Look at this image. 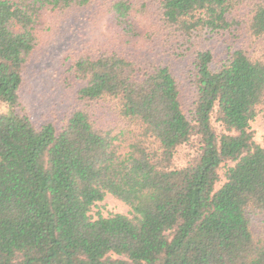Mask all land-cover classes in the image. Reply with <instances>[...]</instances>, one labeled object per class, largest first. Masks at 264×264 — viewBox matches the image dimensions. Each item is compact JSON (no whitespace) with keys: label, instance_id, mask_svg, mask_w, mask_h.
Segmentation results:
<instances>
[{"label":"trees","instance_id":"trees-1","mask_svg":"<svg viewBox=\"0 0 264 264\" xmlns=\"http://www.w3.org/2000/svg\"><path fill=\"white\" fill-rule=\"evenodd\" d=\"M83 11L116 32L68 54L83 106L38 126L27 67ZM243 25L264 41V0H0V264H264V44L202 47ZM107 195L130 215L94 217Z\"/></svg>","mask_w":264,"mask_h":264},{"label":"rangeland","instance_id":"rangeland-1","mask_svg":"<svg viewBox=\"0 0 264 264\" xmlns=\"http://www.w3.org/2000/svg\"><path fill=\"white\" fill-rule=\"evenodd\" d=\"M92 17V11H83L73 14L69 20H62L61 26L48 36L45 47L28 65L23 100L36 125L41 126L46 122H52L61 129L69 116L83 106L77 97V92L83 83L75 78L72 62L66 58L74 49L86 48L102 35L116 32L112 27H107L105 22H101L97 28H94L95 21ZM260 44H264V41L255 42L251 39L247 28L243 25L231 34L209 36L202 43V47L214 51L216 64H218L229 57L232 48L252 51L260 47ZM160 59L179 79L182 99L187 106L191 95L189 72L192 58L178 59L170 50ZM6 111L7 108L0 105V112ZM251 129L257 144L264 148V119L261 116L256 118L251 122ZM184 162L183 158L178 159V165H183ZM225 171L224 169L221 172L223 180ZM111 213L130 215L131 209L112 195H107L105 200L93 209V216L98 217V214L108 216Z\"/></svg>","mask_w":264,"mask_h":264}]
</instances>
